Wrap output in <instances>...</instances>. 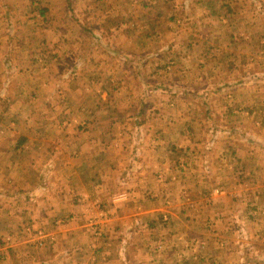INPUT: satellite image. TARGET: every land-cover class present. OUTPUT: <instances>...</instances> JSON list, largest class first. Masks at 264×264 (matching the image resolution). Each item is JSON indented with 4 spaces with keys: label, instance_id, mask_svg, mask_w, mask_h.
Instances as JSON below:
<instances>
[{
    "label": "crops",
    "instance_id": "1",
    "mask_svg": "<svg viewBox=\"0 0 264 264\" xmlns=\"http://www.w3.org/2000/svg\"><path fill=\"white\" fill-rule=\"evenodd\" d=\"M158 1L86 0V133L56 121L74 114L76 94L58 96L64 81L53 79L44 90L31 73L54 24L16 42L0 27V264L264 263V126L248 121L264 103L254 107L248 57L221 73L226 58L203 44L198 18L180 24L197 0L154 15ZM66 3L0 8L19 30L23 16L67 20ZM213 74L231 85L224 107ZM35 99L53 105L13 112Z\"/></svg>",
    "mask_w": 264,
    "mask_h": 264
},
{
    "label": "rangeland",
    "instance_id": "2",
    "mask_svg": "<svg viewBox=\"0 0 264 264\" xmlns=\"http://www.w3.org/2000/svg\"><path fill=\"white\" fill-rule=\"evenodd\" d=\"M60 1L64 2V0ZM70 1L71 2L67 0L65 6L66 10L64 9L65 14L67 15V20H62L57 16H53L54 20H51L50 17L45 16V18L41 19L42 23H40L37 21L35 22L33 17L27 16V18H25L23 16L18 20V23H20V25L25 24L28 26V22H30L29 24L32 25L22 27L19 30L18 26L11 27L9 24L10 22H7L8 25L5 24L8 20V18L5 20L6 14H8V17L12 16L11 14H13L12 12H14V10L9 9L8 11L0 8V17L2 19L0 21V27L4 29L8 35H11L7 37L16 42L19 40H25V38L20 37V34H25L22 30H25V32L30 34L33 31L31 28L36 26L35 23L43 25L54 24V29H56L55 36H50L48 33L38 41L45 42L43 47L46 52L41 51L36 54H31V58H34L37 62H39L35 65L32 64L33 67L30 69L33 70L31 72L33 75L30 74V76H34L35 79L38 80V83L43 80V78H46L45 83L47 86L43 89L47 91L53 88L52 84H54L50 83L49 80L53 79L60 83H63L64 81L61 89L58 85V96L61 97L62 92L65 91L64 89L66 88L72 90L71 92H73L74 95L76 94L75 96L71 95L75 109L74 114H72L71 117L63 118L61 120L56 119V121L58 124H62L64 122L65 127L70 126L77 132L86 133V0H79L74 4V0ZM170 1H176L177 3L180 2V0H160L158 2H164L165 4L159 5V10L155 12L154 15L161 10H163V12L165 10L166 13H173V10H176L174 8L176 3L173 2L171 4ZM186 1L188 2L190 0ZM196 3L197 4L193 7L192 5L190 6V3H187L182 6V11L179 9L180 13L183 15L180 16V24L181 20L184 21V19H188L186 14H194L195 17L198 18L196 21L198 24L195 28H198L199 32H201L200 34L203 44L205 46H210L213 51H221L218 53L219 57L215 58L216 60L226 58L225 60H222L225 63H223L220 68L221 73H225L227 71L228 73L229 71L232 73V70L234 72H241L242 65H244L243 63L245 62L246 57H248V84L253 83L252 87L255 91L254 96L256 98L254 107L261 109L264 103V97H262V95L264 96V93L261 91V88L264 89V82L261 80V78H264V70L260 71L257 67H251V65L254 62H256V64L264 62V0H197ZM177 6L179 7V5ZM17 9L20 10V8ZM154 11L155 9L153 12ZM17 14L18 13L16 12L14 15L17 16ZM191 20H193V18ZM191 20H186V22H190ZM50 21H52V23H50ZM12 24H16V22H13ZM175 25L179 27V24L175 23ZM175 25L173 26L176 27ZM168 28L167 24H165L164 27H161L162 30ZM228 34L232 36V40H228ZM26 36H28V40L32 38L30 35ZM227 46L229 48H227ZM18 56H20L23 60L25 56L30 55ZM22 60H20L17 64L26 65V63ZM44 68L46 69L44 70ZM30 69H26V72ZM260 72L261 74L263 72V75H260ZM255 73L258 74L255 75ZM251 74H254L253 80H251ZM238 76L240 77V81L236 83H240L241 86V84L243 85V75L240 74ZM218 78H221V80ZM218 78L217 75H212L214 86L211 85V88L216 89V91L220 94L219 98L218 94H215V100L217 98L216 104L223 105L221 107H224L227 103L223 101L221 97L226 96V91L228 89L230 90L231 85L228 83L229 80L226 79L225 75H220ZM217 80H219V82ZM38 85L40 86V84ZM33 86L35 85H30L27 90L23 89V98H25L26 94H34V91H30ZM34 102L35 104L31 105L25 100L24 103H22L13 112L15 113L18 109L27 111L32 109L35 111L42 107L49 109L53 105V102L51 101H43V103H40L35 99ZM2 105L3 103H1V106ZM55 105L56 104L54 103V106ZM82 108H85V110ZM253 111L256 112V114H254L255 116L252 119V122L248 118L249 126L252 124L254 128H262L264 126V111H262V114L254 108ZM9 120L12 121V117H10ZM9 120L6 119L4 126L8 125L10 122ZM20 123H22V120H20ZM10 124H12V122H10ZM249 142L256 144L255 141ZM258 144L259 146L262 145L261 143ZM260 148L262 149V146H260ZM262 150L264 155V149ZM253 258H251V260ZM256 264L264 263L259 259L256 261Z\"/></svg>",
    "mask_w": 264,
    "mask_h": 264
}]
</instances>
